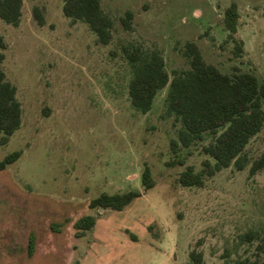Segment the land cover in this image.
<instances>
[{
  "label": "rangeland",
  "instance_id": "374dc122",
  "mask_svg": "<svg viewBox=\"0 0 264 264\" xmlns=\"http://www.w3.org/2000/svg\"><path fill=\"white\" fill-rule=\"evenodd\" d=\"M101 1L115 22L109 45L67 17L64 0H24L19 27L0 18L8 45L0 49L3 67L23 108L22 127L0 144V162L23 153L0 170V264H189L193 250L204 253L206 264L256 258L264 238V171L252 176L251 165L232 166L204 187L182 186L189 166L204 168L203 147L213 136L175 155L171 143L181 124L166 112L169 86L151 112L134 109L122 48L160 50L173 77L190 68L183 51L193 41L223 73L249 72L264 83V0ZM233 3L240 57L224 22ZM37 6L45 25L35 18ZM129 11L132 31L121 21ZM246 153L252 161L264 153V129ZM147 167L155 181L149 190L142 180ZM133 190L142 197L121 211L91 208L104 193ZM88 215L97 224L78 239L75 224ZM249 231L261 241L243 243Z\"/></svg>",
  "mask_w": 264,
  "mask_h": 264
},
{
  "label": "trees",
  "instance_id": "16d2710c",
  "mask_svg": "<svg viewBox=\"0 0 264 264\" xmlns=\"http://www.w3.org/2000/svg\"><path fill=\"white\" fill-rule=\"evenodd\" d=\"M24 0H0V18L9 25L19 27L23 17ZM64 14L74 23H86L98 37L101 44L109 45L114 39V20L106 13L101 0H64ZM35 18L40 25L46 24L44 12L34 8ZM133 12L121 18L124 28L133 30ZM225 26L228 39L236 43L235 55L244 52L242 42L236 39L239 30L240 13L236 3L225 12ZM7 42L0 34V49L6 50ZM123 55L132 69L129 95L134 109L142 114L152 111L158 94L169 86L166 97V112L181 124L178 139L171 143L175 155L184 148H191L207 135L213 140L203 147L207 156L204 168L196 172L193 166L184 171L179 182L184 187H204L208 178L232 166L244 171L251 165L252 176L264 171V153L251 160L246 153L248 145L264 129V83L249 72L234 75L223 73L215 65L207 63L197 43L189 41L183 51L190 68L175 71L173 77L167 70L163 53L158 49L146 50L142 46L130 44L122 48ZM5 54L0 53V139L1 145L10 142L23 123V108L17 97V87L11 83L4 70ZM22 151L14 152L0 162V170L16 163ZM174 165H185L176 160ZM146 190L155 186L152 171L146 168L143 174ZM142 193L133 190L125 193L107 194L91 202L92 209L123 210ZM94 216H84L75 224L76 237H84L96 225ZM33 240V239H32ZM261 241L258 231H249L243 236V243ZM34 254L33 242L28 246V255ZM189 264H206L204 253L193 250ZM225 264H264V238L258 246L256 258L228 261Z\"/></svg>",
  "mask_w": 264,
  "mask_h": 264
},
{
  "label": "crops",
  "instance_id": "0c3cea01",
  "mask_svg": "<svg viewBox=\"0 0 264 264\" xmlns=\"http://www.w3.org/2000/svg\"><path fill=\"white\" fill-rule=\"evenodd\" d=\"M96 224H97V221H96ZM95 226H96V225H95ZM95 226H94V227H95ZM90 231H91V230H90ZM88 232H89V231H88ZM88 232H87V233H88ZM85 236H86V235H85ZM85 236H84V237H85ZM82 238H83V237H82ZM78 239H81V238H78Z\"/></svg>",
  "mask_w": 264,
  "mask_h": 264
}]
</instances>
